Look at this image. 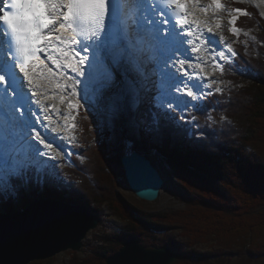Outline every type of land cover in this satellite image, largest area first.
I'll list each match as a JSON object with an SVG mask.
<instances>
[{
    "label": "trees",
    "instance_id": "trees-1",
    "mask_svg": "<svg viewBox=\"0 0 264 264\" xmlns=\"http://www.w3.org/2000/svg\"><path fill=\"white\" fill-rule=\"evenodd\" d=\"M231 5L241 29L233 65L224 74L231 87L208 95L188 119L156 108L148 115L151 144L165 155L169 173L187 198L185 208L148 211L126 198L107 157L106 138H99V120L90 110L83 122L86 149L77 145L80 151L75 150L86 159L81 162L73 155V165L63 168L62 184L48 174L37 182L30 171L29 184L16 182L18 195L0 198V215L23 209L36 198L52 197L83 204L99 219L105 203L126 220L119 230L94 236L87 243V256L73 253L72 264H106L130 237L145 246L169 245L182 252L173 264H219L218 255L232 249L240 255H264V18L249 4L232 0ZM237 8L249 15L236 13ZM248 31L254 39L250 56L244 41ZM92 135L97 140L88 148ZM216 243L214 251L198 248Z\"/></svg>",
    "mask_w": 264,
    "mask_h": 264
},
{
    "label": "snow or ice",
    "instance_id": "snow-or-ice-1",
    "mask_svg": "<svg viewBox=\"0 0 264 264\" xmlns=\"http://www.w3.org/2000/svg\"><path fill=\"white\" fill-rule=\"evenodd\" d=\"M162 2L165 5L174 7L176 15L179 16L178 22L180 24L188 25V9L186 5L189 2L199 3V0H162ZM213 4L216 8L221 7L220 0H213ZM110 6L113 23L118 27L122 14V7L118 0L116 2H113V0H10V3H7V5H5V0H0V9H5L0 14V22H3V26L0 27V43H7V52L12 53L13 56V59L9 60L6 54L3 61H0V86H2L3 97L9 102L13 115L17 111L23 114L25 111L24 105L26 104L24 85L20 83V78L16 72V53L18 52L21 57L19 63L20 72L24 74L30 85L35 86L34 77L29 71V61L36 60L41 64L44 63V61L40 60L39 56V53L44 51V49L39 47V45L43 41L51 43L50 36L52 33H59L55 36L56 41H59L63 45H79L82 51L86 50L87 47H91L92 45H85L78 37H83L84 40H91L93 37H96V40H100V35L105 30V20L109 15ZM256 6L259 7L260 4L257 3ZM142 7L144 8V12L142 13L144 21L147 25L151 26L149 39L156 43L157 48H167L170 42L174 43L175 47L172 49L173 55L175 52L180 51V45L184 43L183 37L179 33L175 35H172L171 32L168 35L163 34L168 31L163 26L170 22L169 19L164 18V11L159 8H153L149 0H142ZM235 11L236 13L243 12L244 15H249L246 10L237 8ZM157 15L160 17L159 20L156 19ZM261 15L264 16V12H261ZM150 16L151 18H149ZM236 19V16H232L231 22L233 25H235ZM231 30L234 33L239 31L236 27H233ZM206 31L207 33H213V28L206 26ZM117 35H120V33L118 32ZM187 35H192L190 28ZM200 43H218V38L209 36L206 40L202 39ZM100 44L102 45L103 41H100ZM13 48H15V51ZM128 48H131V45H128ZM227 49L230 55H236L231 44L227 45ZM192 50L199 52L200 48ZM63 55L68 57V60L79 57V59L75 60V63H69L68 60H65V63H67V66L73 72L83 76L82 65L86 57L79 56V53L69 56L67 52H64ZM225 55L224 51H220L217 54L218 58H223ZM152 58L154 57H149V59ZM170 58L171 56H168L162 61L160 81L162 103L160 106H165L163 101L166 100V107L168 109L173 111L178 109L183 112L187 109L190 101L174 93H184L193 100H199L201 95H203V86L193 82L190 87L183 79H176L172 74L165 72L164 68L167 67L168 59ZM47 59L51 60L57 68L60 67V61L53 59L51 56H48ZM178 63L183 68L186 61L179 60ZM217 66L221 71L224 70L219 60H217ZM48 71L52 72V69L49 68ZM197 76H199V73H197ZM79 83V80H74L71 86L74 96L77 94L76 85ZM181 84L183 88L180 87ZM58 86L66 87V85ZM193 88L196 91H193ZM216 91L220 92L221 89L217 88ZM198 92L201 95H198ZM33 95H36V93L33 92ZM61 99L63 100V97ZM36 103L41 104V100L37 99ZM17 105L21 107L17 109ZM72 106L70 103V107ZM45 119H48V117L46 116ZM172 119H176V117H172ZM179 119L184 120V117L180 116ZM33 131L35 130L33 129ZM35 140L39 144L44 145L46 149H53V144L46 142L45 138L38 131L35 132ZM33 152L36 157L43 155L39 147H34ZM4 163L8 169V179L6 180L4 175L0 174V198H12L18 192V188L15 186L17 181L22 185L31 182V175L28 170L29 163L19 159H11ZM37 182H39V178H37ZM5 243V238L0 235V249L4 247Z\"/></svg>",
    "mask_w": 264,
    "mask_h": 264
},
{
    "label": "rangeland",
    "instance_id": "rangeland-1",
    "mask_svg": "<svg viewBox=\"0 0 264 264\" xmlns=\"http://www.w3.org/2000/svg\"><path fill=\"white\" fill-rule=\"evenodd\" d=\"M203 2L206 5L205 7L209 8L208 9L209 16L213 21V27H212L213 31L219 35L221 41H223L225 45L231 44L232 46V44H235L237 42L238 36L235 35L234 32L231 30L233 27V24L231 22V18L233 16L232 7H231L232 0H220L221 7L219 8L215 7V5L213 4V0H203ZM242 2L255 7L251 3V0H242ZM263 7H262V12H263ZM217 25H219V27H217ZM238 32H241V30H239ZM245 38H248L244 40L246 41L245 46L248 49L246 53L248 56H250V47L254 43V39L249 31ZM235 48L236 45L235 47L232 46V49L234 51ZM234 57L235 55L234 56L231 55V58L228 57V60L221 61V64L223 65V69H224L223 71H221L219 67L214 69L213 73L215 74L216 77V84L206 90L205 89L203 90V95L200 94L201 98H200V103L198 104L203 103L204 99L208 95L217 92L216 91L217 88L221 89V91H224L225 89L231 87L230 82L224 79V74H225V70L231 68V66L233 65ZM111 75H108V73H106V76L104 77L97 76V78H91V79L87 78V80L84 81L86 82V84L84 85L83 82L82 83L83 86L79 87V89L76 90L77 94L75 95L76 100L74 101V103L69 101L71 99L70 96L74 97L72 92H70V95L64 94L63 96L66 101L65 103L68 105L67 114L72 117L70 121V125L72 127H71V137L69 138V142L75 144L74 151L75 150L80 151L77 148V145L80 146L81 151L82 150L85 151L86 149V146L83 143V135H84L83 122L86 119V112L91 110L93 113H95L94 115H96V119L99 120V122L97 123V129H98L97 132L103 133L102 136H100L99 138L101 140H104V138H106L107 141L106 143L109 146V153L107 157L111 158V160L113 161L112 162V169L114 171L113 173L117 174V180L120 181V185H121L120 189L123 192V194L126 196V198L130 202L140 206V208L142 207L143 209L148 211H166V210L185 208L187 203V198L185 196V193L178 186L176 178L169 173V169H168L169 167L167 166L165 155L161 152L160 149H156L152 146L151 144L152 135L151 132H149L152 131V129L150 127V123H148V115L150 111L155 108L156 110H160V112L167 111L173 115H175V111L170 110L166 107V102H167L166 100L163 101L165 106L163 107L160 106L162 103L161 96L160 94L156 93V88H154V90L153 88H151L152 90L149 91V93L147 94L149 85H146L145 97L147 94L149 98L153 99V104L151 106L152 100L151 101L149 100L148 105L142 107L143 112L145 108V111L148 113L146 112L142 113L143 118L138 119V122H140L139 124L141 127V131L139 133V140L143 141V143L147 146L150 152L157 153V156H155L154 159L155 161L154 163L158 167V169L160 170L161 174L165 179V186L162 188L158 199H156L155 201H146L137 197L134 194V192L130 189L129 185L127 184L124 175V167L121 162V157L126 153H128L129 151L131 152L135 150V147L131 145L134 141L133 140L134 129L130 125V123H128L129 119L125 118L127 117L126 113L125 114L122 113V115L121 114L117 115L118 114L117 112H114L113 110H109V106L111 102H114L116 100L117 95H119L121 90H123L122 89L123 87H120L121 79L119 78L115 79ZM209 83L212 84L213 83L212 80H210ZM202 86L205 88L204 85ZM151 95L154 96L152 97ZM142 101L146 103L145 99H143ZM70 103L73 105L72 107H70ZM144 104L142 103V105ZM195 109H192L190 111H184V113H177V114H179V116H183L184 118L188 119L189 114H192L194 112L193 110ZM81 111L85 112V116H83L82 118L80 116ZM75 119L79 121L78 124H76ZM156 120H158V118H156ZM92 132L95 133L96 129L93 128ZM90 138H89L90 143L88 148L92 144L94 145L95 141L97 140L96 136L93 135ZM66 144L69 148L71 147L69 143ZM73 155L80 157L81 162L86 159V156L83 153L82 154L79 153V155L78 154H73ZM49 161H51L49 162L50 166L53 164V161L55 162L56 166L53 168L52 166L49 167V165H47V168H49L48 170L50 171L46 172L45 175L48 174L51 177H55L56 182L62 184L63 181H65L64 176L62 175L63 168L67 164L73 165L74 160L71 161L68 158V161H56L52 158H49ZM33 171L35 172V174L37 173L36 169H34ZM3 175L7 176V173L4 172ZM103 208H104L103 218L100 219L99 226L88 233L87 237L84 240L83 249L80 252L67 250L65 252L56 255L53 258L43 260L44 262L40 264H72L71 260L73 253H77L78 256L80 257H84L89 254V248L87 247V243L94 241V236L100 235L104 230H107L109 232L117 231L119 230L121 225H125L126 220H123L121 217H118L117 215L113 214V212L110 209H108L107 204L103 203ZM15 210H20V209H14L9 211L7 210L5 212H11ZM218 247H219L218 243H216V245L212 247L210 246V244H200V246H198L199 250L201 251H207V250L214 251ZM238 250L239 249H232L226 251L224 250L223 254L218 255L217 262L219 264H254L256 262H260L264 260V255L259 257H257L256 255H240L237 253ZM30 264H39V263H36V261H34Z\"/></svg>",
    "mask_w": 264,
    "mask_h": 264
},
{
    "label": "water",
    "instance_id": "water-1",
    "mask_svg": "<svg viewBox=\"0 0 264 264\" xmlns=\"http://www.w3.org/2000/svg\"><path fill=\"white\" fill-rule=\"evenodd\" d=\"M121 162L134 194L146 201L158 199L165 179L152 159L133 150L123 155ZM99 223V217L84 205L36 198L23 209L0 215V235L6 240L0 249V264H30L67 250L80 252L88 233ZM183 256L169 245L145 246L139 238L130 237L106 264H173Z\"/></svg>",
    "mask_w": 264,
    "mask_h": 264
},
{
    "label": "bare ground",
    "instance_id": "bare-ground-1",
    "mask_svg": "<svg viewBox=\"0 0 264 264\" xmlns=\"http://www.w3.org/2000/svg\"><path fill=\"white\" fill-rule=\"evenodd\" d=\"M254 4L256 5L257 3L260 4V8L262 9L264 2L262 0H254ZM204 2L199 3H192V12L195 17V23H192L190 25V30L192 35L189 36L187 35L186 37L183 38L184 43L180 45L182 51H177L175 54H172V51L167 52L166 51V59L168 56H171L170 59H168V64L167 67L169 66L179 69L180 74L175 75L176 79H183L185 83H188L189 86L191 87L193 82H196L200 85H204L203 82H207V78L204 77L203 73L204 71H210V65L209 61L206 59L203 61L204 57L206 54H208V51L206 52H201L199 51L197 54L194 52L195 55H183L185 53V50L191 51V47L187 48L186 43L192 44V49L199 48L197 44H200V41L202 39L206 40L207 39V34H206V23L203 19L205 16V9H209L208 7H205ZM208 11V10H207ZM263 12H264V7H263ZM204 14V15H203ZM197 18V19H196ZM128 21V20H127ZM129 29L134 32L135 28L127 22ZM206 31V32H205ZM67 35V33H65ZM214 36L218 38L219 41H221L220 37L218 34L214 32ZM51 43L47 44L46 47V52H47V57L51 56L53 59L60 61V67L57 68L55 64L52 63L51 60H48L47 62L44 63H39V66H35V68L32 70V75L34 77V82H35V89L39 92L38 93V99L41 100L40 108L36 112V119L34 124L36 125H41V124H47L49 123V119L52 118V115L50 116V113L53 112V108H56V97L57 100L60 101L61 97L66 95H70L71 86L74 82V80H79L80 83L76 85V90L79 89V87L83 86V82L87 80V77L89 76V71L91 70V67L93 66V59L92 57H88L85 59L84 64L82 65V70L84 72V75L81 76L78 73H75L67 66V63H65V60H68V57L63 55L64 52H67L69 56H72L74 54L73 52V47L74 45H63L59 41H56L53 35H51ZM58 44V45H57ZM51 45H55V47H51ZM201 45V44H200ZM209 49V52L212 48H215L214 44H211L207 46ZM203 47L200 48L202 50ZM186 51V52H188ZM193 51V50H192ZM190 53V52H189ZM171 54V55H170ZM194 57V58H193ZM78 59L77 57L72 60H68L69 63H75V60ZM117 62H113L111 64L112 67H110V71L106 72L108 75H111L115 79H121V85L120 87H123L119 95H117L116 100L114 102H111L109 106V110H113L114 112H117V115H122V113H126L128 123L133 127V145L135 147V150L146 153L149 158L152 159L153 162L155 159V156H157V153H152L150 150L147 148V146L143 143L142 140H139V133L141 131L140 127V122H138V119L143 118L142 113L146 112L144 108V112L142 107L145 106L147 103V99L152 100L151 98L148 97L149 91H151L153 88H156V82L154 78V72H153V67L148 65L147 62H144V58L142 55H137L136 58V63L131 64L130 62V57H119L117 58ZM179 60H184L186 61L185 65L183 68L180 67L178 61ZM146 61V59H145ZM163 61V60H162ZM162 61L160 62V69L159 72L161 73V66H162ZM117 65L119 68H115L114 65ZM109 67V66H108ZM52 69V72H49L48 69ZM185 69L187 70L185 72ZM116 70V71H115ZM95 73H97V76H106V73L103 69V66H99L98 69H95ZM124 73H127V75H123ZM197 73H199V76H197ZM93 74V73H92ZM91 74V75H92ZM147 75V77L143 76ZM58 85H66L68 88V92H60L59 90L62 88ZM146 85H149L146 97H145V89ZM181 88H183V85H180ZM208 86H205V88ZM204 88V87H203ZM193 91H196L195 88H193ZM175 95H179L180 93H174ZM44 96L47 98L45 99ZM152 97L154 95H151ZM180 96V95H179ZM71 101H75L76 98L75 96H70ZM145 99L146 103L143 102L142 100ZM142 103L144 105H142ZM63 109L67 113V109L65 104L62 105ZM148 113V112H146ZM145 113V114H146ZM125 115V116H126ZM48 117V119H45V117ZM137 116V117H136ZM2 119L0 118V121ZM63 120V119H62ZM3 121V120H2ZM38 121V122H37ZM4 129L12 131L11 134L12 136L16 139L14 144L8 148H4L0 150V174H3L4 172L7 173V165L4 163L5 161L11 160V155L19 153L20 150L26 151L25 142L17 138V134H15L16 130L14 126H9L8 124L1 125L0 124V136H4L5 138L8 137L9 133H6ZM130 129V128H129ZM19 131H22L19 130ZM117 136V135H116ZM18 137H20L18 135ZM7 140V139H6ZM148 150V151H147ZM34 155V152L31 154ZM54 151H48L46 157L48 158H53L54 156ZM2 156V157H1ZM45 156V155H44ZM15 159V158H14ZM35 161H34V166L29 165V173L32 171L35 173L33 170L36 169L37 173L36 176L40 177L43 172H48L49 168H47V165H49V159L45 157H39L36 158L35 156ZM21 161H30V160H21ZM52 166V165H51ZM49 165V167H51ZM6 176V175H5ZM67 202V201H66ZM74 203V202H73ZM75 204V203H74ZM85 206V205H84Z\"/></svg>",
    "mask_w": 264,
    "mask_h": 264
}]
</instances>
